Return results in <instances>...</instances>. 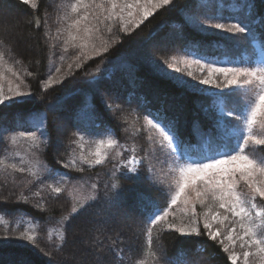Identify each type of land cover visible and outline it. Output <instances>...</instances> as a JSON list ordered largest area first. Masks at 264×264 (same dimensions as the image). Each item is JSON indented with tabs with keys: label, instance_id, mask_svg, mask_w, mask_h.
I'll return each mask as SVG.
<instances>
[{
	"label": "snow or ice",
	"instance_id": "6c2138e0",
	"mask_svg": "<svg viewBox=\"0 0 264 264\" xmlns=\"http://www.w3.org/2000/svg\"><path fill=\"white\" fill-rule=\"evenodd\" d=\"M18 2L32 9L37 8V0ZM169 6L174 8L175 0H74L63 9L60 17L63 27L57 30L54 39L65 48L76 49L75 66L82 68L86 59L103 57L115 45L122 43L123 37L130 36L158 10ZM226 8L238 15H224ZM252 8V0H194L191 8L184 10L188 13L184 23L202 34L211 31L221 40L233 41L237 45L240 39L249 41L251 51L243 61L220 59L211 51L210 44H201L199 49L186 44L183 56L173 55L170 60L161 62L155 60L151 51L139 56L131 54L147 63L178 91L190 93L193 97H210V104L202 110H215L216 119L209 129L199 135L198 142L192 143L180 135L177 120L167 117L160 110L146 109L145 105L137 103V108L145 109L146 124L157 133L156 137L149 136V140L171 160L168 170L171 180L165 184L151 159L145 157L142 163L136 156H132L127 164L114 166V173L118 174L114 179L142 180L165 197L167 206L160 207L143 193H138L135 208L129 209L118 183L103 186L105 190L102 192L93 184L92 194L82 196L72 208L75 218L95 210L86 219L81 237V244L90 259L80 258L70 250L74 247L69 243L73 217L61 216L57 222L59 244H53L54 252H45L50 257L48 264H109L108 257L113 255L119 260L130 238L128 233L132 232L134 224L139 227L142 223H146L144 230L147 232L148 248L135 264H174V258L169 257L163 244L153 247V230L158 225L161 232L167 230L179 237L206 236L222 246L230 264H264V208L258 204V200L264 201V47L256 43L257 26L251 15ZM261 24L264 25V17ZM177 35L182 37L183 33ZM260 39L264 40V30L260 31ZM21 40L15 22L9 17H0V111L33 103L32 92L25 90L27 85L13 66L19 63L15 57L20 55L18 44ZM99 63L109 67L103 72L98 67L86 82L94 102L83 110L86 122L77 123L73 128V135L81 142V148L86 138L92 140L96 147L90 154L91 158L80 154L58 160L57 163L64 169L83 172L84 165L91 168L108 161L106 150L116 147L118 139L113 138L116 136L115 128L111 122L106 123L101 118L102 114L107 112L111 115L121 103L132 107L127 99L101 86L105 78L103 73L120 63L127 64L129 78L133 79L131 58L118 55L115 61L109 59ZM6 65V72L10 74L7 87ZM53 71L59 74L61 68L54 67ZM72 74L73 64H69L65 75ZM85 74H88L87 71ZM54 81H58L57 76L46 77L44 90L47 91ZM51 107L54 109L56 106ZM29 119L33 125L30 130L0 126V145L3 146L0 154L17 144L14 133H19L28 142L30 155L36 152L43 155L51 146L44 114L30 113ZM250 145L258 146L259 156L251 150L246 151ZM28 164L30 161L21 159L19 166L16 163L5 164V170L24 173ZM40 167L44 175L32 173L40 184L55 180L57 175H67L47 165ZM47 186L54 196L65 191L60 186ZM19 199L28 202V196L23 193ZM177 205L180 206L179 215L172 210ZM37 207L48 211L45 205L37 204ZM133 211L144 220L133 219ZM98 236H103V239L99 240ZM13 240L27 242L21 247L28 244L36 246L38 243L36 234L30 228L18 233L6 232L0 237V244ZM195 251L198 252L199 248ZM15 264H27V261L19 260ZM192 264H196V257H192Z\"/></svg>",
	"mask_w": 264,
	"mask_h": 264
},
{
	"label": "trees",
	"instance_id": "16d2710c",
	"mask_svg": "<svg viewBox=\"0 0 264 264\" xmlns=\"http://www.w3.org/2000/svg\"><path fill=\"white\" fill-rule=\"evenodd\" d=\"M63 1L37 0V8L32 9L19 4L18 0H0V17L11 18L15 22L17 34L22 37L18 44L20 55L15 57L19 63L13 66L21 73L27 85L25 90L33 94L32 104L0 111V126L23 128L25 126H22V120L28 118L30 113H43L52 143L43 155L39 152L37 155L49 167L67 172L73 178L82 176L97 178L99 181L97 189L101 192L105 190L103 186L106 182L114 180L118 183L119 190L129 209L135 208L138 193H143L146 198L160 207H166L165 197L142 180L132 178L116 181L111 174L115 164L113 160L91 168L84 165L83 172L78 169H64L60 163H57L58 160L67 159L73 154L69 150L74 149L73 141L77 140V137L73 135L74 125L86 122L82 112L85 106L91 107L94 102L86 82L92 78L91 74L95 73L98 67L102 72L104 68L109 67L99 61L109 59L115 61L118 55L131 58V63L134 64L133 79L129 78L127 64L120 63L103 73L105 78L101 86L106 91H114L122 99H127L132 107L128 108L123 103L119 108L113 105L116 111L111 115L104 112L101 118L106 123L111 122L114 126L115 137L125 145L127 155L133 154L143 163L145 157L152 160V150L149 131L144 119L145 109L137 108V103L145 105L146 109L160 110L167 117L177 120L180 135L192 143H197L199 135L212 126L216 119V112L213 109L207 112L202 110L210 104V97H193L190 93L178 91L169 81L156 74L147 63L137 57H132L131 54L136 53L139 56L145 51H151L155 60L161 62L165 59L170 60L173 55L184 53L183 48L186 44L193 49H199L201 44L212 46L213 42L221 41L228 52L234 55L242 50V46L239 43L237 46L233 41H223L221 37L204 35L186 25L184 10L190 9L194 0H175L174 8L169 6L158 10L130 36L123 37V42L115 45L103 57L86 59L83 67L77 68L72 50L66 57L63 56L61 59L57 57L61 46L54 38L63 14ZM254 17L257 26L256 40L264 47V40L260 39V31L264 30V25L261 24V18L264 17V0H255ZM179 32L183 33L182 37L177 35ZM242 42H246V45L248 43L245 40ZM165 49L168 51H164ZM53 62L63 70L58 79L62 83L57 81L45 91L44 79L51 75ZM9 63H12L11 55ZM69 64H73L74 74L66 76ZM86 71L88 74H85ZM53 105L56 106L54 109L51 107ZM15 117L21 121L14 122ZM57 140L59 143H56ZM2 148L3 146L0 145V149ZM255 154L260 155L258 150ZM152 162L155 163L153 160ZM167 183L168 181L165 182ZM27 188L24 178L0 175V216L9 221L8 224L0 223V237L6 232L18 233L26 229L14 223L19 215H26L31 220L39 222L36 235L37 245L28 244L27 247H21V244L27 242L15 240L0 244V264H15L19 260H25L27 264H48L50 257L46 256L45 252H54L53 244L56 243L48 239L47 228L58 224L61 216L73 217L72 200L65 193L59 196L50 194L43 201H39L27 195ZM21 193L28 196L27 203L19 199ZM37 204L45 205L48 211H41ZM94 211V209L90 210L89 213L79 218L73 217L69 229V243L74 245L70 250L76 252L80 258L90 259L81 244V237L85 221ZM132 216L133 219L144 220V217L136 211L132 212ZM145 228L146 223H142L139 227L134 224L132 232L128 233L130 238L126 241V247L120 254L121 259L118 260L115 255L110 256L108 257L109 264H135V261L141 258L148 248ZM132 233L135 235L133 236ZM98 239L102 240L103 236H98ZM158 244H163L169 257L174 258V264H185V261L187 264H192V257H196V264H230L227 259L228 254L223 252L222 246L208 240L206 236L179 237L167 230L161 232L158 225L153 230V247H157ZM197 248H199L198 252L195 251Z\"/></svg>",
	"mask_w": 264,
	"mask_h": 264
},
{
	"label": "rangeland",
	"instance_id": "374dc122",
	"mask_svg": "<svg viewBox=\"0 0 264 264\" xmlns=\"http://www.w3.org/2000/svg\"><path fill=\"white\" fill-rule=\"evenodd\" d=\"M73 2H74V0H64L62 3V10L65 8V6H67L68 4L73 3ZM226 2H230V0H226ZM252 2H253V8L251 9V15L254 17L255 0H252ZM187 14L188 13L186 12L185 17ZM224 15H226V16L227 15H238V13L231 12L228 8H226L224 10ZM254 19H255V17H254ZM255 22H256V19H255ZM62 27H63V25L60 23L58 25V28L55 31V37L57 36V30L59 28H62ZM196 31H198V30H196ZM204 35L211 36V37H218V38L220 37V36H214L211 31L208 33H204ZM60 39H63V37H61ZM56 41H57V44H60L59 40L56 39ZM242 41H243V39H240L238 42L240 44V46H242V50L237 55L229 53L228 50L226 49L225 44H223L221 41L213 42V44L211 46V51L215 55H217L220 59L230 58V59H234V60L243 61L244 58L246 57V55H248L249 52L251 51V43L248 41V43L246 45V42L244 43ZM256 43L260 45L259 41H257V40H256ZM60 46H61L60 52H58V56H57V57H60V59L63 58V56L66 57L67 55H70L71 50L73 51L74 58H75V55L78 54L76 49H74L72 47L65 48L61 44H60ZM237 46H239V45H237ZM183 55H184V53L176 55V56L180 57ZM54 67H58V65L54 64V62H53L51 64V75L57 76L59 79L62 75L63 70L61 69L62 71L59 74H57L53 71ZM6 68L7 67L5 66V75H6L5 87H7V79L10 76V74H8L6 72ZM193 70H195V69H193ZM56 82L57 81H54V83H56ZM82 114H83V112H82ZM83 118H84V115H83ZM13 121L14 122H20L21 120L19 118L15 117L13 119ZM22 121H23L22 126H25V127H23V129L30 130L33 127L29 117L25 118ZM45 127H46V122H45ZM146 128L149 131L150 136H153V137L157 136V133L150 130V128L147 124H146ZM62 131L60 133H62ZM14 135H16V137H17V144L15 146H10V150H3L2 154L0 155V175L8 176L10 178H15V177L24 178L26 185L28 187L27 188V195L28 196L34 197L35 199H37L39 201H43L46 198V196L51 194V190L47 185L52 184L53 186H60V187L65 189V191L63 193H65L66 195L69 196V198L72 200V204L74 207L76 204V201L81 199L82 196L92 194L91 186L93 184H95L96 187L98 188V182L99 181L97 178H93L91 176H89V177L82 176V177H78V178H73L70 176V174H68L67 172H63V171H59V172L67 173V175L64 177L57 175L55 180H48L46 184L38 183L34 179V177L32 176V173L33 172H40L41 175H44L40 166L41 165H47V164L45 162H43L38 157L37 152L30 155V152L28 149V142L22 136H20L19 133H14ZM104 138H107V137H104ZM113 138H116V137H113ZM80 143L81 142L76 140V143L74 144V150L75 151L73 152L72 155L83 154V155L91 158L90 154L94 151V149L96 147L95 143H93L92 140H90L88 138H86L85 141L83 142L82 148L79 146ZM257 147L258 146L250 145L249 149H246V151L251 150L255 153V151L257 150ZM151 150H152V160L155 161V163L154 162L153 163L156 165V170H157L158 174L160 175V178L165 180V182H167V181L169 182L171 180V176L168 175V170H169V166L171 165V160L163 152H161L159 150V148L153 142H151ZM106 151L108 153V160H113L115 162L114 166L127 164L128 161L131 159V157L135 156L133 154L127 155V149H126L125 145L123 143H121L120 141H118V145L116 147H114L113 149H108ZM21 159H24L25 161H30V164L26 165V171L24 173L15 172V171H11V170H8V171L5 170V164L16 163L19 166ZM111 174L113 177L115 175H117V173H114V167L112 168ZM113 182H114V180H110L109 182H106L105 185H109ZM37 193H38V195H37ZM258 204L260 205L261 208H264V201L258 200ZM179 207H180L179 205L173 206L174 212L178 213ZM65 218H68V216H66ZM0 223L8 224L9 221L5 217L0 216ZM14 223L16 225H21V226L25 227L26 229L30 228L37 235V231L39 228V222L38 221L31 220V218H29L26 215H19L17 217V220L14 221ZM47 231H48L47 232L48 239L51 240L52 242L56 243V244H59V231L60 230H59L58 224L48 227ZM237 251H240V249L237 248Z\"/></svg>",
	"mask_w": 264,
	"mask_h": 264
}]
</instances>
